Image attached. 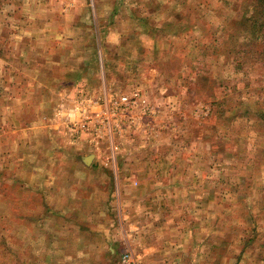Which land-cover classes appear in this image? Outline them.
<instances>
[{
  "label": "rangeland",
  "instance_id": "obj_1",
  "mask_svg": "<svg viewBox=\"0 0 264 264\" xmlns=\"http://www.w3.org/2000/svg\"><path fill=\"white\" fill-rule=\"evenodd\" d=\"M248 3L0 0V264L64 263L77 242L71 249L49 235L64 233V219L40 213L50 201L68 221L86 223L71 189L80 196V180L102 182L97 166L112 158L125 176L141 172V181L171 185L162 200L159 190L153 195L152 212L164 211L167 221L150 224L167 234L140 264H257L264 256V154L258 159L255 145L264 147V120L255 116L264 111V37L246 46L259 51L255 59L236 52L246 61L238 72L228 47L216 54L212 45L225 15L239 18ZM187 20L184 31L166 26ZM196 71L215 74L220 87L190 83ZM74 103L83 127L66 122L65 107ZM203 123L216 135L199 130ZM78 143L86 148L78 156L96 152L92 171L70 156ZM224 143L237 152H224ZM128 183L124 196H138ZM242 234L252 243L243 251Z\"/></svg>",
  "mask_w": 264,
  "mask_h": 264
},
{
  "label": "crops",
  "instance_id": "obj_2",
  "mask_svg": "<svg viewBox=\"0 0 264 264\" xmlns=\"http://www.w3.org/2000/svg\"><path fill=\"white\" fill-rule=\"evenodd\" d=\"M88 27L90 29L93 27V24H88ZM74 105L75 103L65 107L66 122L71 125L80 124L83 127L84 114L80 108L78 109ZM81 149L83 151L86 150L85 146H82V143L73 144L70 146V156L72 159L78 157V161L81 163L80 167H82L80 170L84 173L86 170L91 169L92 171L96 167V152L91 150V153L87 152L78 156V151H81ZM110 152L112 153V157L119 156L115 150H110ZM88 156L91 157L86 162L85 159ZM112 161L113 164L108 167L97 166V169L103 174L102 182H89V180L88 182H83V180H80V196L77 195L78 188L74 187L71 189L70 200L72 199L74 204L77 202L81 204V211L84 215L83 220H86V223L82 221H68L69 215L57 212L52 206L53 202L50 201L47 211L40 213L41 217H48L50 220H65L58 223L64 232L63 234L58 230L56 234L49 235L63 236V238L59 237L58 239L69 242L66 246L71 249L72 243L70 242H77V246H73V250L68 251L64 255V263L53 262V264H72L73 262L75 264H119L120 256L125 251L131 254L134 264L147 263L148 258L152 256V251L156 250L153 247L156 244V238L162 234H167V230L163 231L155 226L151 228L150 224H162V219L164 222L167 221L168 217L164 216V211H161L159 215L156 214V211L152 212L153 195L158 193L159 190L161 194L160 200H162L163 192L171 187V185L165 183L162 179L159 184L154 185L149 180V177L148 179L146 178V175L143 181H141L138 179V174L141 172H128L130 177L125 176L123 175L120 160L117 166L113 158ZM145 180L146 184H144ZM165 180L168 181L167 178ZM128 181L139 190L136 191V193H139L138 196L130 197L129 199L126 198L127 194L124 196ZM11 184H16L18 188H21L23 185L17 178H12ZM11 184L5 183L7 189H9ZM182 185L180 182H177V186ZM88 192H90V196H88ZM33 193L36 194L37 192ZM96 194H102V196L96 198ZM66 199L69 198L66 197ZM53 201L55 202V200ZM67 211L75 210L70 209ZM153 218H160V221ZM56 248L55 245L51 246L49 251L53 252ZM257 264L260 263L257 261Z\"/></svg>",
  "mask_w": 264,
  "mask_h": 264
},
{
  "label": "trees",
  "instance_id": "obj_3",
  "mask_svg": "<svg viewBox=\"0 0 264 264\" xmlns=\"http://www.w3.org/2000/svg\"><path fill=\"white\" fill-rule=\"evenodd\" d=\"M240 17L237 19L234 18H228V15H225L226 18H223L224 21L227 20V25L223 26V28L219 27L218 29V33H217V28L215 29V35L213 36V47H214V53L217 54V52H220L224 49L227 48V51L229 54H232V58H231V64L230 67L232 68V71L234 72H238L241 71V68L243 65L246 64V61H244V58L242 56H237L236 52H245V53H255L257 54L259 51L257 50H252V49H246V46L248 45L249 40L252 41H261V39L264 37V0H249V3L247 5V7L244 9L242 8L241 10V14H239ZM189 20L186 21L185 23L182 24H176V26L174 25L173 22H168L166 23V26L169 28L168 30L171 29H175L178 27V29H181V31L186 30L189 27ZM179 23V22H178ZM200 18H198V26L200 24ZM232 25V31L228 33L229 31V25ZM178 32L173 33V35H178ZM228 34V37L226 39V35ZM223 35L225 37H223ZM258 56V54L254 57V59ZM216 59H218L217 55L215 56ZM253 57V55H252ZM256 61V60H255ZM207 73V74H206ZM209 71L207 72H199L196 71L193 73V76L190 79V83H193L194 85L203 88L205 85V82H209L211 84V86L215 89V88H219L220 87V81H218V78L215 74L212 75V77L210 75ZM192 80V81H191ZM213 84V85H212ZM224 100V99H222ZM225 101V100H224ZM219 103V102H218ZM211 104L213 105L214 109L216 106V100L213 99ZM220 105H222V102L220 103ZM247 105V104H246ZM249 107V105H248ZM247 109V108H246ZM250 109V108H248ZM256 119L260 120L261 118V122L262 120H264V111L258 112L256 111ZM215 127V125L212 124L211 128ZM199 130H201L202 132L206 131V129H209L210 134L209 135H216V132L213 130H210L209 127L206 126V123L201 124L200 126L198 125ZM201 132V133H202ZM206 134H204L205 136ZM226 137V133H223L220 138H224ZM240 137L242 138V136L240 134L237 135V138ZM205 138L207 139V137L205 136ZM236 138V140H237ZM245 139V137H243ZM242 138V139H243ZM257 146V150L260 153L258 154V159L262 158V154H264V147L262 146V148L257 145V143L255 144ZM212 148L216 151H220L218 148V144L217 141H213V145ZM241 149V148H240ZM223 151L226 153H230L232 151L237 152V149L232 147L231 149L229 147H227V144L224 143V147H223ZM241 151V150H238ZM261 156V157H260ZM241 242H242V251L248 247H250V245L252 243L251 239L249 237L248 234H242L241 235ZM260 245H263V243H260ZM257 261L260 264H264V256L260 257L257 259Z\"/></svg>",
  "mask_w": 264,
  "mask_h": 264
},
{
  "label": "built area",
  "instance_id": "obj_4",
  "mask_svg": "<svg viewBox=\"0 0 264 264\" xmlns=\"http://www.w3.org/2000/svg\"><path fill=\"white\" fill-rule=\"evenodd\" d=\"M122 99H126V97H122ZM119 264H134L131 254L127 251L123 252L120 256Z\"/></svg>",
  "mask_w": 264,
  "mask_h": 264
},
{
  "label": "water",
  "instance_id": "obj_5",
  "mask_svg": "<svg viewBox=\"0 0 264 264\" xmlns=\"http://www.w3.org/2000/svg\"><path fill=\"white\" fill-rule=\"evenodd\" d=\"M90 157L91 156H88L85 160H86V162H88L89 160H90Z\"/></svg>",
  "mask_w": 264,
  "mask_h": 264
}]
</instances>
